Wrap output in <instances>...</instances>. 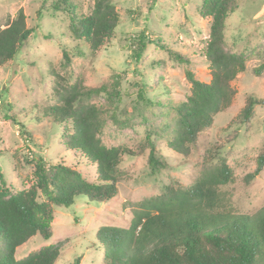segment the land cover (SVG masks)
<instances>
[{
  "label": "rangeland",
  "instance_id": "rangeland-1",
  "mask_svg": "<svg viewBox=\"0 0 264 264\" xmlns=\"http://www.w3.org/2000/svg\"><path fill=\"white\" fill-rule=\"evenodd\" d=\"M52 1L46 0L44 6L43 0H0V29L20 9L26 14L28 26L36 27L16 58L0 67V186L13 190L28 188L35 179L33 157L40 154L49 163L62 160L79 167L91 180L97 177L95 165L68 150L61 140V126L45 113V108L56 102L53 70L70 82L81 77L87 87L112 82L115 73L126 70L121 81V100L112 102L106 94L93 99L104 111L100 137L108 146L124 144L135 149L151 136L171 167L154 174L147 155L125 157L124 177L116 197L99 203L80 196L70 206H55L52 237L32 236L16 249V258L62 242V256L56 264H74L77 258L80 264H103L105 254L99 241L102 227H128L137 202L160 194L171 182L192 184L216 143L225 144L223 150L233 170V180L220 187L228 206L247 214L264 207V169L254 180L247 178L256 168L264 145V105L255 107L249 125L231 123L249 95L264 97V73H255L264 61V0H239V8L227 19L228 47L248 55L247 69L232 82L237 91L233 102L215 116L211 128L200 134L198 148L189 156L174 151L168 141L177 118L174 107L185 101L192 90L187 72L191 71L196 79L211 80L205 56L210 20L199 12L203 0H115L120 13L116 34L95 54L85 40L72 37L69 13L49 9ZM94 1L73 0L75 12L89 14ZM142 31L164 47L149 42L137 62L132 56V41ZM64 49L72 57L67 68L62 65ZM175 54L189 61L177 60ZM138 82H142L153 103L138 98ZM113 109L122 117L130 116L131 125H116L109 116ZM234 130H239V135L226 143Z\"/></svg>",
  "mask_w": 264,
  "mask_h": 264
},
{
  "label": "trees",
  "instance_id": "trees-1",
  "mask_svg": "<svg viewBox=\"0 0 264 264\" xmlns=\"http://www.w3.org/2000/svg\"><path fill=\"white\" fill-rule=\"evenodd\" d=\"M46 6V0H43ZM73 0H53L49 9L69 13L72 37L85 40L92 53H98L114 38L120 23L115 0H95L89 14L75 12ZM43 6V7H44ZM239 8V0H203L199 12L210 20L205 56L211 69V80L196 79L187 99L174 107L177 118L169 132L168 145L183 156L198 148L199 136L212 127L215 116L226 110L237 93L232 82L247 69L248 55L233 51L227 43V19ZM45 9V8H43ZM43 14L42 8L38 15ZM22 9L0 29V67L16 58L36 27L28 26ZM149 38L145 31L132 41V56L139 62ZM63 67L72 63L68 50L63 51ZM175 58L188 62L187 57ZM127 71H119L113 81L87 87L81 77L74 82L53 70L54 104L45 108L55 124L61 126V140L68 150L81 154L87 164L96 167L97 177L87 178L79 167L60 160L47 162L44 155L34 156V181L25 189L0 186V264H56L62 256V242L42 246L23 258H16V249L32 236L44 239L53 235L55 206H70L80 196L105 203L117 196L124 177L125 157L147 155L152 173L171 167L161 155L155 138L147 136L134 149L120 144L108 146L100 134L104 126L103 109L93 99L106 94L121 100V81ZM255 73H264V61ZM138 98L153 103L138 82ZM264 105V97L251 94L245 106L231 123L249 125L254 109ZM110 119L120 128L131 125V117L120 116L115 109ZM239 135L234 130L227 137L231 143ZM225 144L212 146L203 170L192 184L179 181L165 185L160 194L137 202L128 227L105 225L99 239L104 249L103 264H264V207L253 214L237 213L228 206L220 187L233 180V170L224 152ZM264 169V145L257 156L256 168L247 175L254 180ZM74 264H80L77 258Z\"/></svg>",
  "mask_w": 264,
  "mask_h": 264
}]
</instances>
